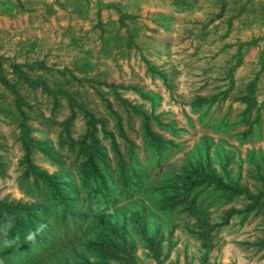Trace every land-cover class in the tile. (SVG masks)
<instances>
[{"label":"rangeland","instance_id":"rangeland-1","mask_svg":"<svg viewBox=\"0 0 264 264\" xmlns=\"http://www.w3.org/2000/svg\"><path fill=\"white\" fill-rule=\"evenodd\" d=\"M0 74L14 85L0 79V200L33 202L19 183L30 166L80 181L77 148L62 167L36 147L26 157L15 95L45 148L65 154L59 141L92 124L141 180L89 214L76 251L64 242L43 262L264 264V0H0ZM194 169L226 185L192 192L204 226L168 208L167 188Z\"/></svg>","mask_w":264,"mask_h":264},{"label":"trees","instance_id":"trees-1","mask_svg":"<svg viewBox=\"0 0 264 264\" xmlns=\"http://www.w3.org/2000/svg\"><path fill=\"white\" fill-rule=\"evenodd\" d=\"M0 79L6 88L14 90V85L7 82L2 74ZM43 87L46 89V86ZM254 88L255 83L250 82L247 85L248 92L242 98L246 103V111L255 106ZM14 100L26 157L30 158L31 148L36 147L45 160L62 167L61 159H66L65 156L73 154L77 148L76 157L80 158V162L73 167L80 181L75 183L66 179L62 172L49 174L33 166L23 172L20 188L33 202L7 203L0 200V264H60L61 260L59 263L50 260L52 255L48 260L50 263L41 259L64 242L76 251L81 243L86 242L83 235L87 233L84 228L89 214L113 211L120 202L139 191L141 180L114 141H111L109 151L103 146L92 124L78 140L67 137L59 141L60 148L67 149L65 154L45 148V144L29 136L30 128L25 124L26 114L21 106L23 100L16 95ZM11 114L14 115L13 112ZM149 135L153 139L151 145L152 142L157 143H153L155 150L165 148L161 138L152 133ZM126 147L133 159V143L130 142ZM210 184L226 188L224 182L212 173L198 169L185 171L166 190V194H170L168 208L182 206L184 211L196 216L198 225L204 226L203 214H198L202 205L196 203V195H192V192ZM111 187L117 188V191H112Z\"/></svg>","mask_w":264,"mask_h":264}]
</instances>
